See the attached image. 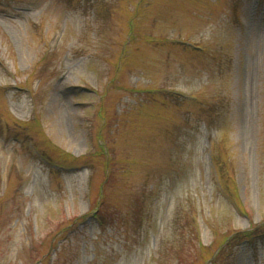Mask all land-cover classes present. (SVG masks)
I'll list each match as a JSON object with an SVG mask.
<instances>
[{
	"label": "rangeland",
	"instance_id": "1",
	"mask_svg": "<svg viewBox=\"0 0 264 264\" xmlns=\"http://www.w3.org/2000/svg\"><path fill=\"white\" fill-rule=\"evenodd\" d=\"M179 212L264 264V0H0V264H168Z\"/></svg>",
	"mask_w": 264,
	"mask_h": 264
},
{
	"label": "trees",
	"instance_id": "2",
	"mask_svg": "<svg viewBox=\"0 0 264 264\" xmlns=\"http://www.w3.org/2000/svg\"><path fill=\"white\" fill-rule=\"evenodd\" d=\"M217 106L214 109V113L218 114L219 116L222 115V111L219 109H216ZM211 110L210 107H204L201 112L204 113V116H200L201 118H204L205 121L209 118L208 112ZM219 129H223L219 127ZM111 162V161H110ZM212 162L215 169V174L219 181L220 190L223 193H226V189L229 188V178L230 175L228 174V162L223 156H213L212 155ZM231 179V178H230ZM194 217L187 216L182 214L181 212L178 213L175 221L173 222L172 229L173 233L176 236L175 247L169 252L170 258L168 259V264H173V261L177 262L178 264H181L182 256L186 253H195L198 254L200 252L204 257V250L203 246L197 243L198 239V233H197V226L194 222ZM243 239L247 240L249 239L251 233L243 232ZM230 239L229 241H231ZM226 247V246H225ZM226 248H223L220 252H224ZM195 251V252H194ZM200 256V255H198ZM210 259H207L209 261ZM164 264L166 262L164 261Z\"/></svg>",
	"mask_w": 264,
	"mask_h": 264
}]
</instances>
